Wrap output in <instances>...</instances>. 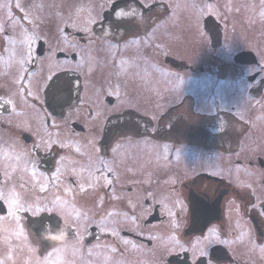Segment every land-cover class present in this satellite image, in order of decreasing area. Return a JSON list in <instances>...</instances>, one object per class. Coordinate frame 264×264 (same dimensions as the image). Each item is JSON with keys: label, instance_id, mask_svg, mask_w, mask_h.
Wrapping results in <instances>:
<instances>
[{"label": "flooded vegetation", "instance_id": "1", "mask_svg": "<svg viewBox=\"0 0 264 264\" xmlns=\"http://www.w3.org/2000/svg\"><path fill=\"white\" fill-rule=\"evenodd\" d=\"M129 2L131 1L123 0L112 3L110 10L104 14V20L108 22L116 10H122ZM207 2L210 4L212 0ZM239 4L240 0H218L219 6L228 5L232 11H237ZM155 6L158 4L155 3ZM139 7L143 10L141 6ZM238 22L237 16L229 19L221 13L205 14L201 24L204 35L201 44L208 47L211 54L215 52L216 57L212 54L215 58L213 60L209 56V65L202 64L198 70L202 74L210 75L215 64L216 78L219 82L237 79L239 84L242 82L241 79L246 78L248 87L243 89V84H239L236 90L240 96L250 98L249 109L255 111L257 115H264L263 73L252 72L247 75L254 65L234 63V57L238 55L243 39L239 37ZM260 28H264V25ZM250 33L252 32H245L243 35L250 36ZM260 37L264 40V34ZM120 40L116 42H124ZM235 48L238 51L233 53ZM40 50L45 53L46 46ZM55 56L58 60H67L59 52ZM168 60L170 59H166ZM257 60L260 61L258 63L261 65L260 71L264 72V57ZM172 65L175 66L173 60ZM26 67H31V64ZM63 76H73L75 80L73 85L69 86L65 81H61L60 78ZM105 79L108 80L104 84L110 85V77L104 76L103 81ZM84 82L79 74L55 72L44 82V88L39 86L41 102L32 103L31 106L34 107L27 105L21 98L23 102H15L16 106L12 107V110L9 104L0 108V114L8 117L0 119V240L3 235L10 238L11 235L19 234L28 239V236H31L41 253H52L54 252L52 250L62 245L65 239L73 241L78 239L74 229L63 227L65 220L73 218L59 203L65 195L68 198L72 197L62 189L65 181L73 187L77 186L72 177L65 176L68 171H73L80 175L87 174L88 182L83 186L85 190H92L95 194L94 202H97V207L93 214L91 212L94 208L93 202L91 203V199L87 202L90 218L95 221H107L104 229L96 230L92 227L89 234L82 236L85 245L98 248V245L105 244V260L108 261L106 264H110V257H113L111 264H144L145 251L148 254L158 251L160 231L156 226L165 223L168 216L163 212V202L161 199H155V195L157 193L165 195L168 191H173V194L169 193L175 198L172 202L182 207V210L172 211L174 215L170 216L171 221L180 220L182 224L176 232L178 236L173 237L176 242L171 243L174 248L175 244L179 243L181 248L178 251L174 249L176 253L169 255L167 264H209L214 261L219 264H264V256L259 253L264 252V118H239L233 113L235 107H231L230 112H221L225 117H221L220 121L218 119L220 122L217 129L218 138L222 139V147L218 154L220 159L225 155L234 157L231 171L223 169L221 163L216 175L202 171L194 176H188L185 172L191 170L194 172L193 168L175 166L174 157L168 153L165 160L171 165L163 167L164 169H147V177L143 167V152L139 149V154L134 152V155L130 154L127 157L123 154L124 150L122 151V148L127 147L126 144L133 142L136 148H139L140 144L136 138L143 137L141 133L145 129L143 125L145 117L138 110L132 109H123L115 113L109 111L105 113V110L101 114L94 106L82 104L80 93L84 88L82 86ZM73 87L75 94L71 95L70 88ZM34 94V99H37V94L35 92ZM104 100L107 101L108 98ZM80 103L82 107L78 108ZM112 104L108 106L111 107ZM72 106L75 108L71 109ZM127 111H133L131 112L133 116L129 120L123 117ZM73 112V115L80 114L83 119L74 122L68 118V114ZM185 117L188 121L187 116ZM133 118L139 120L140 124H134ZM157 121L159 127L161 118ZM83 122H89V127L84 128ZM197 124L199 120H196ZM68 126L73 130L71 135L65 134L64 129ZM181 126L178 124L176 134L185 138L192 126L186 132ZM163 132L165 130L154 131L153 134L156 136L153 138L161 136ZM173 133L176 136L175 132ZM63 135L72 138L76 135L84 139L82 142L87 143L88 172L83 170L85 149L75 148L71 144L64 146ZM247 138L254 141L249 151H241ZM260 138L263 142L259 140ZM120 145L124 146L119 148ZM119 153L122 154L124 161L119 159ZM184 153L186 152L180 153L179 158L183 157L181 154ZM5 155L9 158L8 162L2 161ZM78 155H82L81 158ZM64 156L73 162L65 166ZM144 191L147 192L146 198ZM98 202H102V206ZM11 204L15 206L9 211ZM42 214L56 215L61 222V232L51 231L47 225L41 223V239L38 241L27 224ZM117 217L128 221L130 227L122 225L121 221H117ZM10 219L12 223H9ZM112 219L119 224L112 226L110 224ZM8 226L12 229L7 228ZM200 228L204 229L202 234L199 232ZM195 238H198L199 242L204 241L206 248L204 251L199 248L197 252L200 250L202 252L194 258L192 255L196 252L191 250V241L197 243ZM48 243L51 245L48 246ZM13 249L14 241L0 248V264H19L15 261L16 253ZM77 249L87 251L85 248L72 250ZM259 254L261 256H257Z\"/></svg>", "mask_w": 264, "mask_h": 264}, {"label": "rangeland", "instance_id": "2", "mask_svg": "<svg viewBox=\"0 0 264 264\" xmlns=\"http://www.w3.org/2000/svg\"><path fill=\"white\" fill-rule=\"evenodd\" d=\"M115 1L122 0H0V108L9 104L12 110V107L16 106L15 102L22 103V99L30 106L34 102L39 103L42 97L39 86L44 88V82L48 77L60 71L76 73L81 75L85 81L82 85L84 87L82 93H80L82 104L94 106L101 114L105 110V113L108 111L115 113L123 109H132L138 110L145 117L143 122L145 129L141 133L143 137L136 138L140 145L143 144V148H136L133 142L126 144L127 149L122 148V151L124 150L123 154L127 157L130 154L134 155V152L138 153L139 149L144 152L142 157L145 161L143 167L146 176L147 169L158 170L166 167L164 165L168 161L165 158L170 151L176 165H183L184 169L196 167L194 172L192 170L185 172L188 176H194L202 171L216 175L221 163L223 169L231 171L234 157L225 155L220 159V154H218L222 147V139L218 138L219 130L217 129L221 117H225L221 112H230V108L235 107L236 110L233 113L239 118H264V115H257L255 111L249 109L250 98L240 96L236 90L239 84H243V89L248 87L246 78L241 79L242 82L239 84L237 79L234 81L229 79L224 83L219 82L216 78L215 64L211 76L199 72L200 65H209V56L212 57L213 54L216 57L215 52L211 54V50L201 44L204 39L201 24L203 17L208 13L218 15L221 13L229 19L237 16L239 37L243 38L238 56L241 53L252 52L257 58H262L264 57V40L260 36L264 34V28L260 27L264 25V0H240L237 11H232L228 5L219 6L218 0H212L210 4L207 0H132L122 10H116L107 22L102 17L103 12L109 11L110 5ZM138 3L143 10L140 9ZM155 3L158 6H155ZM245 32L252 33L247 36V34L243 35ZM118 40L124 42H116ZM39 41L47 49L41 57L35 53L36 44ZM237 51L238 49L235 48L233 53ZM58 52L67 60H58L55 56ZM71 55H75L74 60L70 59ZM214 57H212L213 60H215ZM166 59L173 60L175 66L167 64ZM246 62L254 65V68L252 67L246 73L247 75L252 72H260L264 75V72L260 71L261 65H258L260 61L246 60ZM30 64L37 70L29 71L26 66ZM107 75L111 82L106 86L104 83L108 79L105 81L103 79ZM72 79L73 76L60 78L69 86L75 81ZM34 92L37 94V99H34ZM70 92L74 95L75 87L70 88ZM106 97L112 98L111 107L104 100ZM82 104L80 103L77 107L81 108ZM74 108L72 106L71 109ZM74 112L69 113L68 118L73 119L74 122L77 119H83L80 114L73 115ZM131 112L133 111L125 112L123 117L129 120L133 116ZM185 116L189 119L188 121ZM4 118L8 117L0 114V119ZM160 118L161 122L158 127L157 119ZM196 120H199L197 125L205 131L206 136L201 132L196 133L197 129H195L193 131L197 135L193 134L189 137L191 142H180L181 139L177 138L167 143L166 146V142L163 143L160 140L163 136L157 137V140L153 139L156 136L153 134L154 131L159 129L165 130L163 134L178 132V124H181V129L186 132L191 126H197ZM133 122L140 124L135 118ZM89 125V122L82 123L84 128ZM64 130L68 135H71L73 131L69 126ZM63 136L64 146L71 144L75 148L85 149V164L83 165L85 169L83 170L88 172L86 170L89 158L87 143L82 142L84 139L76 135L73 136L76 139ZM259 140L263 142L261 138ZM150 141L160 143L159 147L156 149ZM244 141L246 143L241 151L247 152L254 140L247 138ZM121 146L124 145L118 147ZM195 150L202 151L200 158L188 153L181 154L183 157L179 158L181 151L194 152ZM152 151H158V153L154 154ZM146 152L151 159L147 158ZM81 156L78 155L79 158ZM118 157L124 161L122 154ZM119 159L118 161L121 162ZM2 161L8 162V156L5 155ZM71 162L73 161L64 156L65 166ZM159 162L164 165H158ZM65 176L72 177L79 184L75 187L63 186V188L69 186L72 189L68 191L72 197L68 198L65 195L59 203L73 219L65 220L62 225L65 229H74V234L79 238L74 241L65 239L64 242L61 241L62 245L52 250L54 252L41 253L31 236H28L29 239L19 234L11 235L10 238L7 235L1 236L0 248L6 247L11 241L15 242L13 252L16 253L15 261L19 264L108 263L105 260V244L98 245L97 248L82 242V236L89 234L92 227L102 230L107 224L106 220L95 221L90 218L91 213L88 211L89 203L87 202L89 199L91 203L93 202L92 214L94 209L96 210L97 202H94V192L89 189L85 190L83 186L88 182V176L84 173L76 174L73 171H68ZM64 184L70 183L65 181ZM65 188L64 191H66ZM169 193L173 194V191H168L165 195H158V193L155 195L157 200L163 197L160 201L164 204L163 212L168 218L165 223L156 226L160 231L159 243H157L160 248L158 251L152 250L154 254H148L145 251L144 264H167L166 260L169 255L176 253L174 249L178 251L181 248L179 243L175 244V248L171 243L176 242L173 237L178 236L176 232L180 229L182 222L180 220L172 222L170 216L174 215L173 210H182V207L177 203L167 204L170 198ZM145 196H147L146 191H144ZM98 203L102 206V202ZM14 206L15 204H11L8 210L12 211L11 208ZM52 209L58 213L56 209ZM11 220L9 223L13 222ZM118 220L122 225L130 227L128 221L117 217ZM117 221L112 219L110 224L112 226L119 224ZM7 228L12 229L10 226ZM170 231L174 234H168ZM23 234L25 235V232ZM164 237L166 239H163ZM195 241L197 243L191 241V250L196 252L192 255L194 258L206 248L204 241L199 242L198 238H195ZM71 248H85L87 251L78 249L74 251ZM199 248L202 250L197 252ZM259 253L264 256V252ZM260 254L257 256H261ZM112 258L110 257V264L113 263ZM209 264L219 263L214 261Z\"/></svg>", "mask_w": 264, "mask_h": 264}, {"label": "water", "instance_id": "3", "mask_svg": "<svg viewBox=\"0 0 264 264\" xmlns=\"http://www.w3.org/2000/svg\"><path fill=\"white\" fill-rule=\"evenodd\" d=\"M42 46H43V44H42L41 42H39V43H38V50H40ZM38 54L41 55L42 53L39 52ZM244 55H245V54H240L239 57H243ZM243 60H244V59H243ZM241 63H246V62H241ZM248 64H250V62H248ZM43 216H46V215H43ZM41 221L44 222V217H40V219H39V223H41ZM45 221H47L49 225L51 224V222H50L49 220H45ZM52 223H53V222H52ZM33 229H34V228H33Z\"/></svg>", "mask_w": 264, "mask_h": 264}, {"label": "snow or ice", "instance_id": "4", "mask_svg": "<svg viewBox=\"0 0 264 264\" xmlns=\"http://www.w3.org/2000/svg\"><path fill=\"white\" fill-rule=\"evenodd\" d=\"M61 235H63V234H61ZM59 237H53V239H58Z\"/></svg>", "mask_w": 264, "mask_h": 264}]
</instances>
